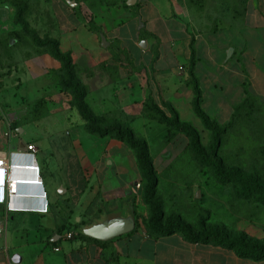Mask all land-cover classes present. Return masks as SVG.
I'll return each mask as SVG.
<instances>
[{"label":"crops","instance_id":"obj_1","mask_svg":"<svg viewBox=\"0 0 264 264\" xmlns=\"http://www.w3.org/2000/svg\"><path fill=\"white\" fill-rule=\"evenodd\" d=\"M187 3L137 0L136 13L109 38L110 44L117 43L128 58L131 68L123 66L120 57L110 59L115 76L106 72L104 84H99L93 96L107 111L130 117L128 125L145 140L138 127H149L156 119L148 103L158 106L162 100L171 103L183 122L191 123L181 118L183 108L196 114L189 74L191 45L195 49L193 72L202 92L201 106L212 119L219 124L228 123L248 96L264 102V0H242L239 14L227 16L224 25L205 30L197 28V20L192 18ZM126 39L131 43H126ZM43 52L7 51L5 60L9 59L13 66H8L12 71L2 75L5 102L54 104L64 100V93L53 76L59 61ZM134 66L141 70H134ZM109 93L113 94L112 98L107 97ZM58 105L66 114L74 109L68 101ZM0 115L3 117L0 118V158L38 166L37 178L41 180L38 185L19 189V192L29 189L38 194L32 198L17 197V204L25 207L23 210L10 212L0 205L3 229L0 264H242L250 259L213 242H190L179 232L157 235L148 230L146 233L139 226L135 231L105 241L84 235L82 226L108 214L122 213L130 203L134 205V193L138 189L132 168L124 166L131 173L125 180L118 181L110 171L101 176V164L110 159L91 163L90 148L84 143L74 145V140L80 141L79 129L84 132V127L67 129L66 139H62L66 135L62 128H42L22 134L23 129L14 135L8 122L11 117ZM31 143L35 148L33 153L27 148ZM32 174L23 170L15 173L18 177ZM44 192L46 196L40 195ZM124 201L128 203L124 205ZM46 204L47 212L33 209ZM69 233L71 237L67 236ZM15 255L20 260L14 261Z\"/></svg>","mask_w":264,"mask_h":264},{"label":"rangeland","instance_id":"obj_2","mask_svg":"<svg viewBox=\"0 0 264 264\" xmlns=\"http://www.w3.org/2000/svg\"><path fill=\"white\" fill-rule=\"evenodd\" d=\"M70 1L75 2L76 5H72ZM128 1L0 0V113L11 117L8 122L14 135H19V127L24 129L22 134L42 128H62L64 135L67 129L84 127V132L79 129L80 141L74 140L75 147L83 143L89 147L88 158L91 163L101 158L115 162L114 165H109L108 161L101 164V176L105 171H110L113 178L116 177L118 181L125 180L131 173L124 166L128 165L130 170L132 168L138 189V192L134 193L135 217L139 228L147 233L150 207L144 201L145 182L139 179L140 170L136 152L125 142L117 139L114 134L101 136L97 132L88 130L86 122L74 106L72 94L63 86L66 74L62 62L59 61V67L54 69L53 76L57 79L59 89L64 93L62 102L66 104L68 101L74 108L67 114L58 105L62 102L54 104L10 102L12 100L5 102L2 94L4 92L2 75L12 71L8 66H13L9 59L5 60L9 49H22L27 52L35 49L50 54L48 49L37 46L16 21L17 12L23 7V17L31 28L42 38L59 40L61 51L71 55L75 77L86 90V102L98 117L97 125L106 127L117 122L124 126L128 125L130 117L117 111H107L106 107L103 108L101 102H96L98 99L93 96L99 84H104L106 72L115 76L113 72L115 66L111 64L110 59L120 57L121 64L131 68L130 61L119 50L117 43L110 44L109 39L118 26L136 13V4L130 5ZM184 1L188 2L192 18L197 20L196 26L199 30L224 25L223 19L242 11V0ZM103 35L109 42L107 47L102 45ZM126 43L131 42L126 39ZM133 68L141 70V67ZM105 95L107 96L103 94ZM112 95L109 93L107 97L112 98ZM159 103L161 104L159 106L153 105L152 102L148 103L156 119L149 127L140 126L138 130L148 141L159 180L156 197L165 217L178 215L190 223L194 230L219 227L230 237L238 236L248 241L264 243V200L257 193L249 196L240 195L234 181H224L216 175L215 162L204 156L212 144V132L199 116L190 114L184 108L181 109V118L191 122L189 124L198 132L199 141L196 144L187 133L160 121L162 111L168 112L172 120L170 107L173 105L165 103L164 100ZM90 104H94V107ZM0 118L3 117L0 115ZM219 126L224 131L220 135L221 142L217 157L223 167L226 170L236 168L245 175L257 174L264 183V102L249 98L238 108L231 121ZM66 137L67 134L62 139ZM68 141L69 144L72 143L70 138ZM104 149L108 151L105 154ZM77 157L78 151L75 153V158ZM122 161L127 163L120 164ZM124 203L126 205L128 202L124 201ZM136 236L134 232V239ZM249 263L264 264V260L255 261L250 258L242 264Z\"/></svg>","mask_w":264,"mask_h":264},{"label":"trees","instance_id":"obj_3","mask_svg":"<svg viewBox=\"0 0 264 264\" xmlns=\"http://www.w3.org/2000/svg\"><path fill=\"white\" fill-rule=\"evenodd\" d=\"M23 11L24 8L21 7L16 14V21L22 26L24 33L29 36L37 46L48 49L50 54L55 59L62 62V66L66 74V79L63 82V86L72 94L74 106L82 119L86 122L88 130L91 132H97L101 136L114 134L117 139L125 142L128 146L135 150L137 164L141 173V180L145 182L143 187L144 201L150 207V216L147 222L149 230L157 235L179 232L183 234L190 242H213L229 249H233L235 253L241 258L264 260V243L248 241L245 238L238 236L230 237L219 227L194 230L190 223L184 221L178 215H169L165 217L161 204L156 197V189L159 180L150 155L148 142L144 138L138 137L135 134L134 129L129 125L124 126L120 122L113 123L106 127H100L97 125L98 117L86 102V90L82 86L81 82L75 77L71 55L69 53L64 54L61 51L59 47V40L49 37L42 38L33 28H31L28 21L23 17ZM142 32L145 35L147 34L145 29H142ZM195 63V49L193 45H191L189 74L195 93L193 106L196 114L203 121L204 125L212 132V144L208 153H205L204 156L207 159H213L215 162V173L220 179L224 181H234L236 183L237 191L240 195L249 196L251 194L257 193L261 196L262 200H264V183L257 174L245 175L236 168L226 170L223 167L220 159L217 157V150L221 142L220 135L224 129L221 128L217 121L212 119V117L208 115V113L205 112L201 106L202 92L199 87L198 80L193 72ZM249 98L254 97L248 96L244 103ZM244 103L239 105L236 108V111ZM170 113L172 120H170V116H168L165 112H160V121L187 133L192 137L194 143L198 144L199 138L197 130L189 123L182 122L179 118L178 112L174 108L170 107ZM137 227L138 222L136 220V228Z\"/></svg>","mask_w":264,"mask_h":264},{"label":"built area","instance_id":"obj_4","mask_svg":"<svg viewBox=\"0 0 264 264\" xmlns=\"http://www.w3.org/2000/svg\"><path fill=\"white\" fill-rule=\"evenodd\" d=\"M27 148L29 151H32V153L35 152V148L32 143L28 144ZM19 170L31 171L33 174L32 176L18 177L15 173ZM39 174V167L32 163H15L9 162L5 158H0V205H5L6 209L10 212L23 210L25 207L17 204V197L22 196L25 198H32L36 197L38 194L31 190H27V192H19V189L21 187H32L40 184L41 180L37 178V175ZM40 195L46 196V193H40ZM33 209L43 213L49 210L48 204H46L45 207H37ZM2 230V227H0V233ZM67 236L71 237L72 234L69 233ZM56 250H59V248H56Z\"/></svg>","mask_w":264,"mask_h":264},{"label":"water","instance_id":"obj_5","mask_svg":"<svg viewBox=\"0 0 264 264\" xmlns=\"http://www.w3.org/2000/svg\"><path fill=\"white\" fill-rule=\"evenodd\" d=\"M72 5H76L75 2L70 1ZM130 5H135L137 0H129ZM145 44V43H143ZM102 45L107 47L109 42L106 37L102 36ZM19 132L23 131V128H18ZM136 227V217L134 212V205L129 204L128 208L119 214H108L101 219L95 220L89 225H84L81 228V232L89 237L98 240H109L127 233L132 232ZM53 238V240H55ZM19 258V259H18ZM14 261L20 260L18 255L13 258Z\"/></svg>","mask_w":264,"mask_h":264},{"label":"bare ground","instance_id":"obj_6","mask_svg":"<svg viewBox=\"0 0 264 264\" xmlns=\"http://www.w3.org/2000/svg\"><path fill=\"white\" fill-rule=\"evenodd\" d=\"M29 190V189H28Z\"/></svg>","mask_w":264,"mask_h":264}]
</instances>
